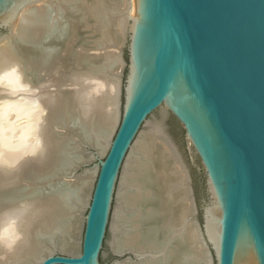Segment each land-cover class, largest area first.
I'll return each mask as SVG.
<instances>
[{
  "label": "water",
  "instance_id": "95a60500",
  "mask_svg": "<svg viewBox=\"0 0 264 264\" xmlns=\"http://www.w3.org/2000/svg\"><path fill=\"white\" fill-rule=\"evenodd\" d=\"M38 1L0 0V32L7 31L0 40L13 38L21 11ZM87 2L90 7L92 0ZM109 2L112 6L122 0ZM131 2L135 15L126 16L124 32L120 30L125 55L122 48L119 52L126 68L123 76L119 72L122 115L106 155L97 158L79 251L61 253L59 245L48 247L43 241L22 264L39 259V264H99L107 233L112 239V203L125 158L148 118L161 108L183 130L188 155L199 159L196 167L202 171L205 197L197 202L190 170L162 123L175 164L163 171L153 163L142 182L138 231L148 264H175L187 248L189 224L196 225L210 254L213 251L215 264H264V0ZM84 7V21L75 22L74 15L68 20L72 28L67 39L76 40L72 49L98 51L92 41L100 30L84 29L93 21ZM112 17L115 13L108 10L103 19L112 22ZM177 170L182 179L173 184L168 177L178 176ZM48 187L36 192L29 186L11 188L5 193L8 206L16 198L45 194ZM178 191L181 195L175 196ZM132 216L128 212L127 217ZM109 246L115 257L126 256L122 261L140 257L138 250L114 251L111 240Z\"/></svg>",
  "mask_w": 264,
  "mask_h": 264
},
{
  "label": "bare ground",
  "instance_id": "6f19581e",
  "mask_svg": "<svg viewBox=\"0 0 264 264\" xmlns=\"http://www.w3.org/2000/svg\"><path fill=\"white\" fill-rule=\"evenodd\" d=\"M60 1L59 5L41 0L23 9L13 27V38L0 40V264L26 262L29 254L43 247V241H48V247L70 246L99 166L77 170L106 155L119 120L120 77L116 70L122 61L116 44H109L116 42L113 27L125 29L134 2L127 0L121 8L120 2L107 5L111 0H92L90 7L88 0ZM84 6L93 18L84 29L100 30L92 41L99 47L93 56L100 58L99 63L86 58L87 51L81 46L73 48L74 57L70 54L76 40L67 39L72 28L68 16H76L75 22L84 21ZM108 10L115 13L112 22L103 19ZM20 47L26 49L24 54ZM149 124L125 158L111 222L114 251L138 250L140 257L114 264H148L138 231L142 182L150 176L156 145L161 154L166 152L163 126ZM46 184L49 191L45 194L16 198L8 206L5 193L11 188L29 186L36 192ZM11 197L13 201L14 195ZM128 212L133 215L130 219ZM188 241L175 264H213L194 224H189Z\"/></svg>",
  "mask_w": 264,
  "mask_h": 264
},
{
  "label": "rangeland",
  "instance_id": "374dc122",
  "mask_svg": "<svg viewBox=\"0 0 264 264\" xmlns=\"http://www.w3.org/2000/svg\"><path fill=\"white\" fill-rule=\"evenodd\" d=\"M126 3H127V0H122L121 5H119L120 4L119 3L118 4V7L121 6V8H122V7H124L126 5ZM109 6H110V4H109ZM118 7H116V8H118ZM74 17H76V16H74ZM70 18H72V17L71 16H68V19H70ZM112 30H113L112 31L113 38L114 37L116 38V39L114 38L116 40V44H117L116 45V48L117 49L122 48L123 49V52H124V55H125V47L124 46H121L122 41H123V36L120 34V30H118L117 27H116V29L113 27ZM116 31H119V32H116ZM5 33H7V31L5 29H2L1 32H0V35L1 34H5ZM19 50H20L19 52H21V54H24L26 52V49L24 47H20ZM97 52L98 51H96V50H90V51L87 52L88 54H90V60L91 59L93 60L95 58L93 56ZM94 60H95V62H98L97 61L98 59L95 58ZM116 71L118 73L121 72L122 73V76H123L125 74V72H126V68L125 67L123 68L122 66H120L118 68V70H116ZM119 109H120V114H119V120H118L116 129H117L118 125H119L120 118H121V115H122V110H123V98H122V94L120 96ZM149 123H160L161 125L163 123V125L166 127V130L168 131V133L170 134L171 138L173 139L174 143L176 144L177 148L181 152L182 157L184 159V162L188 166V168L190 170V174H191V168H190V166H199V164H200L199 163V159L196 157V155L194 153H193V155H188V153L186 152L184 139L181 138L180 130L178 128H176L173 125V123L171 122V115H169L164 108L159 109L158 111L154 112V114H152V116H150L148 118L147 122L141 128V131H143V130L145 131L146 129H148L149 128V126H148ZM116 129H115V131H116ZM183 143H184V145H183ZM163 148L166 150L165 154H161V149L156 145V147H155V149L153 151V158H154L153 163H154V165L158 166L161 170L166 171L167 169H172L173 164H175V159L172 157L170 148L168 147L167 144H165V146H163ZM88 150L93 152V150L91 148H89ZM159 151H160V153H159ZM162 152H163V150H162ZM97 158H100V157H96V158L92 159L90 162H88L87 164H85L82 167L78 168L77 173H80L81 171H83L85 169H92L93 167H95L96 164L98 163ZM192 158H193V160H192ZM177 172H178V176H180L181 172L178 171V170H177ZM179 172H180V174H179ZM178 176H176L174 178H172V177L169 178L168 177V179H171L170 182L174 184V183H177L179 180H181L182 177H178ZM95 177H96V175H95ZM191 177H192V174H191ZM168 179H167V181L169 183V180ZM119 180H120V178H119ZM94 182H95V179H94V181L92 183L91 191H92ZM168 183H166V184L168 185ZM192 185H193V178H192ZM117 186H119V181H118ZM91 191H90V194H91ZM116 193H117V190H116ZM181 193H182L181 191H178V192H176L175 196H180ZM201 199H202L201 200V202H202L204 200V198H201ZM115 204H116V196H115V202L113 201V203H112L113 210L115 208ZM174 210L176 212H178L179 209L177 207H174ZM85 214H86V209L83 211V214L81 215L82 221H81V218H80L79 221H78V226L77 227H74V229L72 231V239L73 240H71L70 246L67 247L64 250L58 249V252H61V253H77L79 251V243H80L81 236H82V232H83V218H84V215ZM110 240H111V234L110 233H107V236L105 238V242L103 244V248H102L101 253H100L99 264H111V263H113L115 261H119V260L122 261L126 257V256H124V257L117 258V257H115L112 254L111 248L109 246ZM132 259L134 260V258H132ZM211 259H212V263L215 264L216 263L215 262V257H214V253H213L212 250H211ZM130 261H132V260H130Z\"/></svg>",
  "mask_w": 264,
  "mask_h": 264
},
{
  "label": "trees",
  "instance_id": "16d2710c",
  "mask_svg": "<svg viewBox=\"0 0 264 264\" xmlns=\"http://www.w3.org/2000/svg\"><path fill=\"white\" fill-rule=\"evenodd\" d=\"M171 122L173 125L180 130L181 133V138L183 139V130L180 128L179 124L177 121L171 117ZM184 145V143H183ZM200 166V164H199ZM191 168V174L193 178V187L195 191V196L197 199V202L200 204L201 198L205 197V191H204V178L202 175V171H199L196 166H190Z\"/></svg>",
  "mask_w": 264,
  "mask_h": 264
}]
</instances>
